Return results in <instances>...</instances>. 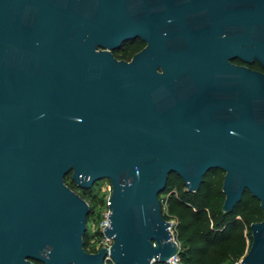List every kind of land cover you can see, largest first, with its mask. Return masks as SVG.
<instances>
[{
	"label": "water",
	"instance_id": "obj_1",
	"mask_svg": "<svg viewBox=\"0 0 264 264\" xmlns=\"http://www.w3.org/2000/svg\"><path fill=\"white\" fill-rule=\"evenodd\" d=\"M141 38L132 60L114 51ZM264 0H0V264H155L179 251L160 194L225 172L264 213ZM112 183L110 248H85ZM235 264H264V219Z\"/></svg>",
	"mask_w": 264,
	"mask_h": 264
},
{
	"label": "trees",
	"instance_id": "obj_2",
	"mask_svg": "<svg viewBox=\"0 0 264 264\" xmlns=\"http://www.w3.org/2000/svg\"><path fill=\"white\" fill-rule=\"evenodd\" d=\"M116 51L122 52L120 59L131 56V51L126 48ZM249 65L261 69L259 62ZM224 177L223 170H211L205 175L200 189L191 191L182 177L174 174L170 176L166 190L160 194L162 203L166 201L169 208L165 217L168 220L174 217L177 221L174 234L179 242L181 264H235L252 246V224L264 219L261 202L247 191L233 211H224ZM66 183L88 201L92 189L78 186L70 174L66 176ZM90 206L88 219L95 210L92 204ZM84 240L85 248L95 252L90 247L89 230ZM37 264L44 263L37 261ZM108 264L115 263L111 260Z\"/></svg>",
	"mask_w": 264,
	"mask_h": 264
},
{
	"label": "rangeland",
	"instance_id": "obj_3",
	"mask_svg": "<svg viewBox=\"0 0 264 264\" xmlns=\"http://www.w3.org/2000/svg\"><path fill=\"white\" fill-rule=\"evenodd\" d=\"M114 53L119 59L123 55L122 52L116 50ZM70 175L72 176V173ZM91 192L92 194L87 196V199L89 204L94 206L95 210L89 217L87 225L90 233V246L97 248L104 241L100 230L105 216L109 212V198L112 194L111 181L108 178L102 179L94 185ZM162 207L164 214H168L169 208L166 201L162 203ZM170 221L173 224L172 230L175 233L176 218L173 217Z\"/></svg>",
	"mask_w": 264,
	"mask_h": 264
},
{
	"label": "flooded vegetation",
	"instance_id": "obj_4",
	"mask_svg": "<svg viewBox=\"0 0 264 264\" xmlns=\"http://www.w3.org/2000/svg\"><path fill=\"white\" fill-rule=\"evenodd\" d=\"M147 46H148L147 41H144L141 38H137V39L130 40V41L126 42L121 48H123V49L126 48V49L131 51V56L129 58H126V60H132V58L135 56V54H137L138 52H140L141 50H143ZM232 62L237 64V65H248V66H250L248 63L244 62L241 58H238V57L234 58L232 60ZM256 62H258V61H256ZM259 64L261 65V69H259V70L264 72V66L260 62H259Z\"/></svg>",
	"mask_w": 264,
	"mask_h": 264
},
{
	"label": "built area",
	"instance_id": "obj_5",
	"mask_svg": "<svg viewBox=\"0 0 264 264\" xmlns=\"http://www.w3.org/2000/svg\"><path fill=\"white\" fill-rule=\"evenodd\" d=\"M112 184V183H111ZM109 214H110V210L109 212L106 214L105 216V219L101 225V231H102V236L104 238V241L97 247V248H93L96 251H99L102 247H107V248H110L113 244V239L112 238H109L108 236L105 235L104 233V230H105V227L110 225V221H109ZM172 227H173V224H172ZM91 247V246H90ZM111 261V260H109ZM109 261H106L105 264H108ZM113 261V260H112ZM114 262V261H113ZM169 264H181V260H180V257L178 255V253L176 255H174L169 261H168Z\"/></svg>",
	"mask_w": 264,
	"mask_h": 264
}]
</instances>
